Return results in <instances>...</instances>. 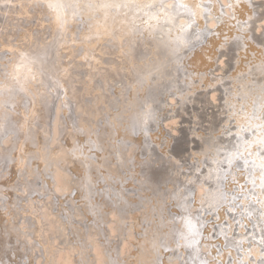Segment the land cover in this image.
Returning <instances> with one entry per match:
<instances>
[{
    "label": "rangeland",
    "instance_id": "1",
    "mask_svg": "<svg viewBox=\"0 0 264 264\" xmlns=\"http://www.w3.org/2000/svg\"><path fill=\"white\" fill-rule=\"evenodd\" d=\"M51 1L0 0V264H146L128 257L135 230L142 249L184 240L191 250L194 240L197 259L210 256L212 244L200 246L198 235L200 211L221 190L217 161L247 172L235 176V201L253 191L254 172L264 175V61L233 68L248 54L222 40L214 64L200 70L212 78L206 86L190 59L218 30L240 33L248 18L247 34L264 42V0H249L244 19L243 0L235 8L218 0V10L215 0H79L90 7L65 15ZM24 54L26 72L18 71ZM157 176L179 197L195 181L188 223L182 206L177 219L164 218L171 201Z\"/></svg>",
    "mask_w": 264,
    "mask_h": 264
},
{
    "label": "bare ground",
    "instance_id": "2",
    "mask_svg": "<svg viewBox=\"0 0 264 264\" xmlns=\"http://www.w3.org/2000/svg\"><path fill=\"white\" fill-rule=\"evenodd\" d=\"M43 1V0H42ZM50 1V0H49ZM75 1V0H74ZM73 0H53L49 3L50 7L53 9V11L55 13H59V14H70L71 11L73 10H77V8H83V7H90V5H86V4H82V2H78L79 0L74 2ZM105 1L106 4H110L112 3V1L114 0H103ZM147 3L150 0H144ZM153 1V0H151ZM251 2H253L252 0H250ZM250 1L249 0H243L241 3H239V7L236 8V11L238 13V15L242 16V19H244L246 17H251L252 16V10H250ZM68 3V6L64 5V3ZM216 3V8H218V0H215ZM264 2V1H263ZM65 3V4H66ZM238 3V1H237ZM62 4L64 6H62ZM233 8H235V0H233ZM213 5L215 6L214 2ZM67 7L66 10L68 12H65V8ZM220 6V5H219ZM263 7V6H262ZM264 8V7H263ZM218 10V9H217ZM196 13H200L198 7H196L195 9ZM254 11V10H253ZM197 20L200 18L199 15L197 14ZM203 16V15H202ZM260 17V16H259ZM200 20V19H199ZM202 23V20H201ZM200 23V24H201ZM253 23V18H248L245 21H239L238 22V27L242 28V31L240 33H232L229 37H224L222 34L224 32H228V34L234 30L235 28H228L227 30H218L217 36H211L209 38V40L204 43L203 45H201L200 47H198L196 50L198 52H194L191 59H190V65L192 66V70L190 71V73H196L198 75L201 76V79L203 81V84L205 83V85H209L212 83V78L209 76V74H204L202 76V73L200 72L201 69H205L208 67V65H213L215 62V57H216V51L214 49V44L216 43H220L219 44V48L218 50H220V48L222 47L223 44H221L222 40H226L227 38L232 37V39H234V43H233V47L232 49L236 50V52H238L240 55L244 54L248 56H245L243 58H239L236 62L233 63V68H235L237 66H240V63H244V59H249V61H253V60H260L264 61V53H263V44L264 42H258L255 38H253L251 35H248V27L247 25H251ZM251 27V26H250ZM249 27V28H250ZM6 29V28H5ZM26 51V50H25ZM29 58V54H24L21 63H18L20 66L19 70H24L25 72L27 70H25L26 68L24 67L26 64V59ZM39 58L36 56V60H38ZM20 62V60H19ZM256 62V61H255ZM259 62V61H258ZM250 63V62H249ZM248 64V63H247ZM255 64V63H254ZM264 64V63H263ZM189 65V63H188ZM18 66V67H19ZM220 66V65H219ZM251 66V65H250ZM241 67V66H240ZM240 67H238L240 69ZM30 69V68H29ZM245 69V68H244ZM237 70V69H236ZM244 71V70H239ZM246 71V70H245ZM244 71V72H245ZM235 72H233V76L231 77V79H235ZM248 76V75H247ZM249 78V77H248ZM8 79V78H7ZM149 79V78H148ZM249 80V79H248ZM149 81V80H148ZM187 81V79L185 80ZM215 81V80H213ZM219 81V80H216ZM215 81V82H216ZM189 82V81H188ZM238 82V80H237ZM236 82V83H237ZM247 82V80H246ZM264 82V81H263ZM187 83V82H186ZM194 83V82H193ZM200 83V80H199ZM235 83V80H234ZM233 83V84H234ZM242 83V82H241ZM197 84V83H195ZM214 85V84H212ZM224 85V84H223ZM223 85L221 88H223ZM229 85V84H228ZM236 85V84H235ZM235 85H231L232 87L235 88ZM147 86V84H146ZM198 86V84H197ZM23 87V86H22ZM192 87V86H191ZM205 87V86H204ZM228 87V86H227ZM257 87V86H256ZM198 88V87H196ZM229 88V87H228ZM242 88V87H241ZM193 89V88H192ZM200 89V88H199ZM230 89V88H229ZM236 89V88H235ZM196 90V89H195ZM193 90V91H195ZM202 90V89H201ZM227 90V88L225 89ZM258 90V89H257ZM154 91V90H153ZM192 91V92H193ZM237 91V90H236ZM194 93V92H193ZM192 93V94H193ZM256 93V92H255ZM228 94V93H227ZM24 95V94H23ZM236 95V92L235 94ZM226 97V96H225ZM229 97V96H228ZM186 98V97H184ZM193 99V98H192ZM233 99V98H232ZM251 99V98H250ZM141 100V99H140ZM186 100V99H185ZM189 100V99H187ZM227 100V99H226ZM242 100V99H241ZM246 100V99H245ZM197 101V100H196ZM233 101V100H232ZM189 102V101H187ZM238 102V101H237ZM249 102V101H248ZM148 103V101H147ZM201 103V102H200ZM199 103V104H200ZM232 103V102H231ZM146 104V103H145ZM183 104V103H182ZM181 104V105H182ZM193 104V103H192ZM190 105V103H189ZM146 107V106H145ZM237 107V106H236ZM247 107V106H245ZM147 109V108H146ZM193 109V108H192ZM148 111V109H147ZM237 111V110H236ZM249 111V110H248ZM194 112V111H192ZM195 114V113H194ZM187 115V114H186ZM185 115V116H186ZM197 115V114H195ZM152 116V114H151ZM235 116V115H234ZM233 116V117H234ZM248 116V115H247ZM221 120L223 118H220ZM242 119V116L241 118ZM235 120H238L237 117L235 118ZM245 120V118H244ZM236 122V121H235ZM239 122V121H238ZM242 122V121H241ZM240 122V123H241ZM252 122V121H251ZM256 122V121H255ZM245 124V123H244ZM166 126V125H165ZM164 128V126H163ZM167 129V128H165ZM196 129V127H195ZM234 129V128H233ZM238 129V128H237ZM159 130V128H158ZM162 129H160L161 131ZM164 130V129H163ZM203 130V128H202ZM201 130V131H202ZM159 131V133H160ZM192 131H195L194 129ZM191 131V132H192ZM235 131V130H234ZM238 131V130H236ZM136 132H139L138 129H136ZM157 132V130H156ZM155 132V133H156ZM163 132V131H162ZM173 132V131H172ZM203 132V131H202ZM239 132V131H238ZM164 133V132H163ZM162 133V134H163ZM150 134L152 135V133L150 132ZM158 134V133H157ZM156 134V135H157ZM161 134V133H160ZM175 134V133H174ZM217 134V133H215ZM243 134V133H242ZM133 133H130V137H133ZM155 134H153L152 136H154ZM155 135V136H156ZM151 136V138H153ZM160 136V135H159ZM166 136V134H165ZM208 136V135H207ZM210 136V135H209ZM165 138V137H164ZM157 139V138H156ZM168 139V138H167ZM172 139V138H171ZM217 139V138H216ZM215 139V140H216ZM244 139V138H243ZM252 139V138H250ZM158 140V139H157ZM169 140V139H168ZM201 140V139H200ZM246 140V139H245ZM166 141V140H165ZM213 141V140H212ZM154 142V140H153ZM157 142V141H155ZM158 142H160L158 140ZM249 142V141H248ZM169 143V141H168ZM184 141H179L178 144V148L181 144H183ZM237 143V141H236ZM243 143V142H241ZM244 144V143H243ZM166 145V144H165ZM223 145V144H222ZM252 145V144H251ZM158 146V145H157ZM171 146V144H170ZM161 147V146H158ZM157 147V148H158ZM185 146H182V150H184ZM221 147V146H219ZM237 147V146H236ZM249 148V147H246ZM161 149V148H160ZM163 149V146H162ZM236 149V148H235ZM240 149V148H239ZM243 149V147H242ZM254 149V148H253ZM246 150V149H245ZM248 150V149H247ZM162 151V150H160ZM169 151V150H168ZM214 151V150H213ZM251 151V150H250ZM249 151V152H250ZM164 152V151H163ZM215 152V151H214ZM213 152V153H214ZM236 152V151H235ZM165 153V152H164ZM230 153V152H229ZM166 154V153H165ZM199 154V153H198ZM196 154V156L198 155ZM203 154V153H202ZM211 154V153H210ZM231 154V153H230ZM205 155V154H204ZM201 155V156H204ZM215 155V154H214ZM213 155V156H214ZM221 155V154H220ZM219 155V156H220ZM236 155V153H235ZM168 156V155H167ZM172 156V154H171ZM175 161L178 160L179 162V158H177L174 154H173ZM200 156V155H198ZM197 156V157H198ZM210 156V155H209ZM231 156V155H230ZM229 156V157H230ZM233 156V155H232ZM11 158V156L9 157ZM211 158V157H210ZM252 158V157H251ZM258 158V157H257ZM172 159V157H171ZM198 159V158H197ZM201 159V157H200ZM232 159V157H231ZM259 159V158H258ZM194 160V158H193ZM199 160V159H198ZM197 160V161H198ZM221 160V159H220ZM217 161V166H215L213 169L215 172L219 173L221 176V185H220V193L218 195H216V199L214 201V204L212 205L211 203L208 202V204H206L207 209L205 210H201L200 212L202 213V218L204 223L201 226V232L198 235V238L200 240V243H198L200 246H204L206 245H210L212 244V246H208L209 250L211 251V255L207 256L204 255L202 257H198L197 259V248L194 246V240H191V250L190 248H187L188 245H186L185 241L181 240L180 243L178 244H171L168 242H164L161 245H159V247L155 250H151V249H142V242L140 240L141 238V233L138 230H135V234H139L138 236H136V244L133 243V248H135L136 250H133V252H131V254L128 257H135V253H138L141 255V260L139 261V263L145 262L146 264H264V175L261 176V174L259 173H253V191L252 192H248L246 195H244V197H241L239 199V201H235V198L237 197V195H233L230 194V192H234L235 191H230L232 188V184H235V176L239 178V176H241V174H243L242 172H240L241 168H237V166L235 165V163H230L228 162L225 166L224 163L222 161ZM228 160V159H227ZM230 160V159H229ZM191 162V159H190ZM199 162V161H198ZM166 163V162H165ZM192 163V162H191ZM197 163V162H196ZM202 164V162H200ZM199 163V164H200ZM253 163V162H252ZM201 164L199 166V168L201 167ZM246 164V163H245ZM196 165V164H195ZM215 165V163H214ZM248 165V164H247ZM189 166V165H188ZM197 166V165H196ZM207 166V165H206ZM251 166H253L251 164ZM186 167V166H185ZM184 167V168H185ZM207 168V167H206ZM254 168V167H253ZM238 169L236 171V175H235V170ZM246 169V168H245ZM248 169V168H247ZM184 170V169H183ZM189 170V169H188ZM193 170V169H192ZM252 170V169H251ZM194 171V170H193ZM243 171V168H242ZM246 171V170H245ZM248 171V170H247ZM197 172V171H196ZM249 172V171H248ZM247 172H245L244 174H246ZM208 174V173H207ZM213 174V173H212ZM223 174V175H222ZM249 174V173H248ZM189 175V174H188ZM174 176V175H173ZM185 176V175H184ZM194 176V175H193ZM182 177V176H181ZM251 178V176H249ZM184 178V177H183ZM247 178V177H246ZM195 179V178H193ZM197 179V178H196ZM248 179V178H247ZM239 180V179H237ZM242 180V179H241ZM71 181V180H70ZM70 181H67V183H69ZM168 181H162L159 176H157V183L162 184L161 188L162 190L166 191L164 193V197H166V202L167 201H171L170 205L171 206H166V205H162V206H166L163 207V211L164 213V218H168L169 220H174L177 219L179 216V211H180V207L183 209H181V211L183 212V219L185 220L186 223H188L191 217V214L189 212V208H190V204L193 203V206L195 205L196 208V204L197 202H199V196L197 195V185L194 182L191 183H187L186 185V189L187 190V196H183L179 197L177 196V193L175 192L176 189L171 187V184L169 183L164 184ZM203 182V181H202ZM220 183V182H219ZM245 183V182H242ZM240 181L238 182V184H242ZM146 183H144L145 185ZM205 185V184H204ZM248 185V184H247ZM82 186V185H81ZM148 186L152 187V182L148 181ZM173 186V185H172ZM243 186V184H242ZM84 187V186H83ZM158 188L155 187V190ZM243 188V187H242ZM249 188V187H247ZM80 189V188H78ZM159 189V188H158ZM157 189V190H158ZM89 190V189H88ZM217 190V189H216ZM245 190V189H244ZM79 191V190H78ZM239 191V190H238ZM242 191V190H241ZM249 191V190H248ZM77 192V191H76ZM245 192V191H244ZM90 193V192H89ZM209 195V194H208ZM211 196V194H210ZM202 198V197H201ZM205 199V198H203ZM248 200L250 202H248ZM204 201V200H203ZM30 202V201H29ZM60 205V204H59ZM205 206V207H206ZM21 207V206H20ZM60 207V206H59ZM58 206H56V208H59ZM34 208V207H32ZM64 208V207H62ZM174 208L178 209L175 210ZM59 210V209H58ZM57 210V211H58ZM64 211V210H63ZM24 213V211H22ZM29 212V211H27ZM31 212V211H30ZM67 213V211H65ZM212 214V215H211ZM25 215V214H23ZM27 215V214H26ZM213 218V220L210 218ZM58 216V215H57ZM67 216V215H66ZM14 219V218H13ZM16 220V218H15ZM17 221V220H16ZM79 220L77 223V227H79L83 221ZM13 222V221H12ZM17 224V223H16ZM31 224V223H29ZM37 224V223H36ZM15 225V224H14ZM23 225V224H22ZM33 225V224H32ZM84 225V224H83ZM13 226V225H12ZM214 228V232L212 234H210V230L211 228ZM16 228V225H15ZM21 228V227H20ZM24 228V227H23ZM31 228V227H30ZM39 228V227H38ZM143 230L145 229V226L143 225ZM20 232L19 227L17 228ZM40 229V228H39ZM15 230V229H13ZM71 230V229H70ZM22 231V230H21ZM24 231V229H23ZM36 231V229H35ZM15 233V232H14ZM144 233V232H143ZM18 234V233H17ZM6 235V234H4ZM8 235V234H7ZM17 236V235H14ZM11 240V239H10ZM212 240L214 241V243H212ZM7 242V241H6ZM49 242V240H48ZM197 242V240H196ZM4 243V241H3ZM8 244V243H7ZM34 245V244H33ZM45 245V244H44ZM81 245V244H80ZM2 246V243H1ZM13 246V245H12ZM17 247V246H16ZM36 247V246H35ZM38 247V246H37ZM45 247V246H44ZM144 247V246H143ZM10 248L12 249L13 247ZM49 248V246H48ZM193 248L195 249V251H193ZM18 249V248H17ZM33 249V247H32ZM47 249V248H46ZM218 249V250H217ZM10 250V249H9ZM27 250V249H26ZM25 250V251H26ZM31 250V249H30ZM34 250V249H33ZM38 250V248H37ZM45 250V249H43ZM50 250V249H49ZM190 250V252H189ZM19 251V250H18ZM22 251V250H21ZM35 251V250H34ZM193 251V252H192ZM38 253V251H37ZM12 254V253H11ZM10 254V255H11ZM39 254V253H38ZM49 254V253H48ZM47 254V255H48ZM14 255V254H13ZM28 255V254H26ZM23 256V254H22ZM32 256V255H31ZM12 257V256H11ZM30 257V256H29ZM160 258V260L158 259ZM211 259V261H210ZM32 260H30L31 262ZM29 262V263H30ZM46 263V262H45ZM134 264H137L136 262H133ZM31 264V263H30Z\"/></svg>",
    "mask_w": 264,
    "mask_h": 264
}]
</instances>
